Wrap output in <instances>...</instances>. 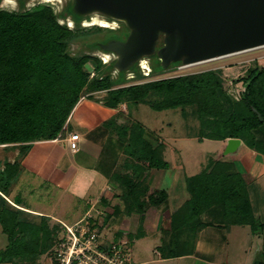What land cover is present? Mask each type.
Listing matches in <instances>:
<instances>
[{
	"label": "trees",
	"instance_id": "1",
	"mask_svg": "<svg viewBox=\"0 0 264 264\" xmlns=\"http://www.w3.org/2000/svg\"><path fill=\"white\" fill-rule=\"evenodd\" d=\"M26 3L19 0L18 10L13 12L0 9V146H21L29 151L36 143L64 137L68 120L80 101L106 92L104 105L112 110L125 103L133 107L147 105L155 112L196 108L202 128L200 141L239 139L264 156V121L258 118L260 114L264 119V66L251 68L237 81L243 88L238 97L228 93L219 72L213 70L116 88L128 73L140 76L139 66L124 73L123 78L119 73L112 79L114 62L103 65L87 51L100 50L98 43L114 38L107 32L122 29H77L81 19L75 20V28L70 29L60 23L64 12L56 13L48 4L28 9ZM123 28L124 40L129 31ZM73 46L78 48L74 50ZM151 61V74H156L159 59L154 56ZM90 62H94L97 73L93 77L85 69ZM105 126L114 131L127 157L124 173L116 177L124 191V213H138L143 220L149 208H159L168 200L164 191L151 192L144 180L150 170L169 168L164 160L165 145L152 141L148 130L137 121L119 125L112 119ZM235 166L233 162L212 160L205 169L204 183L205 172L188 178L190 199L170 216L172 232L163 233L164 241L169 237L161 252L163 259L194 255L200 233L209 226L257 227L249 186L240 173L234 172ZM20 171V163L8 162L0 173V223L10 242L0 253V264L37 258L53 246L59 233L49 227L50 218L24 210L18 199L13 206L3 194ZM214 186L217 191L226 189L224 205L220 194L212 190ZM238 200L242 203L236 204ZM204 214L210 220H204ZM31 216L40 217L41 223L30 221ZM128 237L131 241L144 238L143 227L137 235Z\"/></svg>",
	"mask_w": 264,
	"mask_h": 264
},
{
	"label": "rangeland",
	"instance_id": "2",
	"mask_svg": "<svg viewBox=\"0 0 264 264\" xmlns=\"http://www.w3.org/2000/svg\"><path fill=\"white\" fill-rule=\"evenodd\" d=\"M4 0L0 1V9L6 10V11H17L18 6V0L14 1V6L11 8L10 6H4L3 3ZM71 2V0H58L53 3H43L41 0H27L26 7L28 9H31L39 4H48L53 7L54 11L56 13H62L61 18L63 20H60V23L62 25L66 24L70 29H74L75 26H70L69 21L74 18V12L73 9L68 6V4ZM16 3V4H15ZM66 8V9H65ZM65 9V11H64ZM68 18V20H65V18ZM100 17L106 18L102 15ZM110 20L109 18H107ZM77 21V20H76ZM117 25L120 26L119 29L121 31H118L116 33L107 32L108 36L114 37L116 39H122L123 36L126 34V30L123 28L124 23L120 21H116ZM95 26H84L82 23L81 26L77 27V29H85V28H92ZM100 27V26H96ZM102 28V27H101ZM107 36V35H106ZM74 50L78 48V46H73ZM252 51H244L246 53H242L239 55L233 54L232 56L229 55V57L216 60L214 62H209L197 66H193L190 68H185L182 70H179L175 68L178 63H173L171 65L170 71L166 72V70L161 69V66H157L156 74H151L148 76L146 70H141L140 76H137L134 73H129L126 77V80L121 82L120 84H117L116 88H124L129 87L133 85L138 84H145L152 81L157 80H163V79H169L174 77H180L185 75H191L206 71H218L221 80L224 83L225 88L227 89L228 93L236 97L239 92L242 91L243 88L241 87V83L237 82L240 78L246 75L247 71H249L251 68H254L256 66H264V48H260ZM88 50V49H86ZM87 53H90L93 57H97L101 60V62L105 63V54L103 51L95 49V50H88ZM111 59L114 61L115 56L113 54H110ZM156 60L157 63V59ZM150 62V61H149ZM152 63V61L150 62ZM140 68V67H139ZM85 69L91 73V76L93 77L96 72H94L95 64L94 62H90L86 65ZM124 76V73L122 74V78ZM112 79H116L118 77V72L115 70L112 73ZM129 77V79H127ZM107 93H97L95 94L92 99H82L83 101H90L93 104L102 106L104 108H107L104 103L107 99ZM238 97V96H237ZM82 100L80 102H82ZM80 104V103H79ZM80 106V105H79ZM110 115L113 116L110 120L114 119L115 122L119 125H123L129 122L137 121L141 123L143 126L146 127L150 135L147 136L152 139L155 143L163 142L165 145V151H164V159L169 164L170 169L172 166L173 168L185 172L187 176L195 177L199 174L204 173L206 168L209 166L210 162L213 160L215 161H228L235 163L236 169L234 172H238L241 174L243 180L248 184L249 186V192H250V199L251 203L253 205L254 209V217L255 221L257 222V227L255 229H252L250 226H238L235 227L233 225H227L226 227V233L228 235V238L225 240V242L222 244L224 249H227L228 259L231 261V256H234L233 251H237L243 253L244 256L245 250H251L254 249L257 252L260 251L259 256L257 257L256 252L250 253L248 256L249 258L252 257L253 259H257L258 264H262L264 262V156L251 150L247 147H245V144L243 143V146L234 154L230 155H224V142L220 141H212V140H203L200 141L201 136V123L197 115V109L196 108H189L185 111L179 110H170V111H164V112H155L153 111L149 106L147 105H140L138 107L129 106V104H122L120 107H118L114 112L110 111L112 109H109ZM14 151L15 154L12 155V153L8 154L9 151ZM20 151V152H19ZM255 154H252V153ZM17 153H20V164L23 163L25 158L31 154H35L38 156V152L34 150V147L31 146V148L28 150H24L21 146H0V173L5 169L6 163L9 162L11 157L16 155ZM40 154V153H39ZM25 156V158L23 157ZM19 158H17L18 160ZM16 161V160H15ZM21 168H23V165H21ZM166 169V170H168ZM162 171V170H161ZM165 171V170H164ZM21 172V171H20ZM207 172H205L204 177H202V182L204 183V179L207 177ZM34 173H30L26 171V174L23 175V177H26V181L20 178V175L18 176L17 180L9 187V190L7 193L3 194L7 197L10 204L13 205V202L16 200V196L18 195V201L26 206L30 207L32 209H39L42 210L43 208L51 207V205L55 206L56 213L55 217L58 219H61L65 224L68 226H72L76 224L80 217L81 213L82 215L85 213L86 210H89V206L85 205L82 199L78 196H72V194L63 195L60 191H57L56 189L51 188V186H45L42 187L41 183L35 179ZM209 177V176H208ZM188 180V179H187ZM187 180H186V187H187ZM200 182V181H199ZM198 183V182H197ZM17 186L19 190V194H10L12 189H15L14 187ZM183 184L181 186L178 185V187L181 189ZM49 188V189H48ZM213 191H217L218 187L214 186L212 188ZM51 191L53 192L51 194ZM60 192V193H59ZM221 196V205H224L226 202H223L225 198V193L227 192L226 189H222L217 191ZM61 194V201H58ZM221 194H224L223 196ZM227 196V195H226ZM190 198V196H189ZM241 200H238L236 204H241ZM58 205H55L57 204ZM60 202V203H59ZM186 202V201H185ZM234 203V202H233ZM60 204V205H59ZM179 204V203H178ZM14 206V205H13ZM82 206L83 210H82ZM95 208H92L90 214L93 216H96L97 211L94 210ZM160 209V213H164V209ZM96 211V212H95ZM104 212V211H103ZM60 213V214H59ZM161 214V215H162ZM152 216V214H151ZM37 218H33L32 216L29 218L30 221L41 223V219L38 216H34ZM105 216L100 212L99 213V224L102 226H105L106 224L103 221ZM204 220H210L206 214L202 216ZM165 219V218H164ZM167 220V219H166ZM49 227L51 230L56 229L59 233H57V237L54 240L53 246L48 250L41 251L40 255L37 256V258L34 259L32 256L29 260H22V259H15L12 260V262L8 264H54V255L56 254L57 250L61 249V245L67 243V233H65L64 224L61 222H57L55 220L49 219ZM105 224V225H104ZM100 225H97L95 227L96 229H100ZM141 227V226H140ZM154 228V227H153ZM58 229V230H57ZM163 230V231H162ZM161 233H165V231H168L169 233L171 231L170 223L167 221L165 222V225L162 227ZM147 236L144 238H140L138 240L131 241L129 239V235L126 236V239L128 240L127 243L129 244V252L132 256L131 259L135 263H143L148 262L147 264H180V261L178 260H165L161 261L160 257L158 255L159 252L165 251V244L164 242H167L169 237H167V240L164 241L163 237L164 234L158 236L154 234V231L150 230L148 231ZM125 238V237H124ZM111 241H105L107 245L110 244V246H114L119 240H116L115 238L111 237ZM66 241V242H65ZM9 236L4 233L2 224L0 223V253L1 251H4L8 245H9ZM41 250V249H40ZM242 260V259H241ZM201 263L198 264H210L208 260H201Z\"/></svg>",
	"mask_w": 264,
	"mask_h": 264
},
{
	"label": "crops",
	"instance_id": "3",
	"mask_svg": "<svg viewBox=\"0 0 264 264\" xmlns=\"http://www.w3.org/2000/svg\"><path fill=\"white\" fill-rule=\"evenodd\" d=\"M110 111L114 112V110ZM112 116L113 113L110 115L107 108L82 100L68 120L64 137L54 141L36 143L33 147L38 152V156L35 154L28 155L26 158L23 156L25 160L21 164L23 168L19 174L20 178L25 180L26 177L23 175L27 171L34 173L35 179L41 183L42 187L51 186V188L60 191L63 197L69 196V194L74 197L78 194L83 200L84 206L90 207L83 215L81 213L80 217H82L78 222L91 212L92 208L100 211L105 216L103 221L106 225H100L99 221H97V225L101 226L99 231L104 243L105 241L110 242L111 237L116 240L120 238L121 241H128L124 235H137L140 226L144 229V237L150 230L154 231L157 236L159 233L163 235L160 230L165 222L169 223L171 214L190 199L186 187V180L189 177L185 172L183 173L172 166L165 171L150 170L146 172L144 180L151 192L164 191L168 195L166 204L159 207L165 211L162 214L159 208H149L143 220L138 213L126 215L124 213L125 205L122 201L124 191L116 177L120 173H124L123 164L127 157L124 155L123 145L114 131L105 126ZM71 133L81 136L80 151L77 153H72L68 147L67 138ZM226 145L227 141L224 142V149ZM10 153L15 154V150L8 152V154ZM17 158L19 159L17 160ZM20 159V153H17L11 157L9 162L20 163ZM181 184H183V188L180 189L178 185L181 186ZM14 188L10 194H19L17 186ZM61 194L58 201L62 200H60ZM15 198L18 199L19 196L17 195ZM55 205H58V202ZM22 206L25 208L24 210L34 215L44 216L65 224L61 219L55 217L57 209L53 205L42 210ZM84 206H82V210ZM118 210L121 211L118 212ZM225 229L226 227L221 226H209L204 229L199 235L196 252L192 256L163 259L162 253L158 251L160 260H178L180 264H198L201 263L200 259L208 260L210 264H258L257 259L248 256L254 252L257 257L259 256L260 251L257 252L254 249L243 251L244 256L241 251L234 250L235 257L231 256L232 260L229 261L227 249L222 246L228 238ZM147 263H135L132 260V264Z\"/></svg>",
	"mask_w": 264,
	"mask_h": 264
},
{
	"label": "water",
	"instance_id": "4",
	"mask_svg": "<svg viewBox=\"0 0 264 264\" xmlns=\"http://www.w3.org/2000/svg\"><path fill=\"white\" fill-rule=\"evenodd\" d=\"M68 6L81 24L94 14L124 23L126 39L97 44L115 56L118 74L154 56L168 70L264 46V0H71ZM241 145L228 140L224 155Z\"/></svg>",
	"mask_w": 264,
	"mask_h": 264
},
{
	"label": "built area",
	"instance_id": "5",
	"mask_svg": "<svg viewBox=\"0 0 264 264\" xmlns=\"http://www.w3.org/2000/svg\"><path fill=\"white\" fill-rule=\"evenodd\" d=\"M147 75L150 76L151 73ZM80 142L79 134H69L67 143L72 153L80 151ZM99 213L100 211H97L96 216H93L89 212L77 224L63 225L69 239L66 240V244L61 245L60 250H57L54 264H132L126 240L119 241L111 247H108L110 244L104 243L99 229L95 228Z\"/></svg>",
	"mask_w": 264,
	"mask_h": 264
},
{
	"label": "bare ground",
	"instance_id": "6",
	"mask_svg": "<svg viewBox=\"0 0 264 264\" xmlns=\"http://www.w3.org/2000/svg\"><path fill=\"white\" fill-rule=\"evenodd\" d=\"M43 3H53V2H56L58 0H41ZM4 3V6H10L11 8H13L14 6V1L13 0H4L3 1ZM16 4V3H15ZM69 25L72 27V26H75V22L71 19L69 21ZM84 26L88 27V26H100L102 28H108V29H112V30H116L118 29L120 26L117 25V22L115 20H107L103 17H100V15L98 14H94L91 16V19L90 20H86L83 22ZM260 48H264V46L262 47H258L257 49H260ZM253 49H250V50H247V52L249 51H252ZM254 50H256L254 48ZM242 53H246V52H242ZM110 54L111 53H106L105 54V63H110L111 61H113L110 57ZM239 54H241V52H239ZM238 53H236L235 55H239ZM233 55V54H232ZM231 55V56H232ZM234 56V55H233ZM226 57H229V55L227 56H223V57H219V58H216V59H209V60H206V61H203V62H198V63H194V64H190L186 67H181V68H178L179 70H182V69H185V68H190V67H193V66H197V65H201V64H205V63H209V62H214L216 60H219V59H223V58H226ZM151 62V58H145L143 59L139 64L138 66L140 67L141 70H146L147 72L149 73H152V69L150 67V62ZM170 70H166V72H168ZM129 79V77L127 78Z\"/></svg>",
	"mask_w": 264,
	"mask_h": 264
}]
</instances>
